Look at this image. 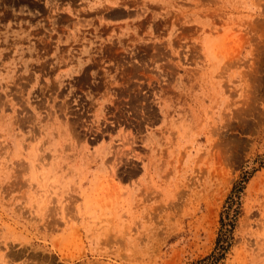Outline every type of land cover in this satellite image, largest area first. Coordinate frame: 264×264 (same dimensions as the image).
<instances>
[{"label": "rangeland", "instance_id": "1", "mask_svg": "<svg viewBox=\"0 0 264 264\" xmlns=\"http://www.w3.org/2000/svg\"><path fill=\"white\" fill-rule=\"evenodd\" d=\"M264 264V0H0V264Z\"/></svg>", "mask_w": 264, "mask_h": 264}, {"label": "trees", "instance_id": "2", "mask_svg": "<svg viewBox=\"0 0 264 264\" xmlns=\"http://www.w3.org/2000/svg\"><path fill=\"white\" fill-rule=\"evenodd\" d=\"M220 237L218 236L217 239H216V246H218V252H213L211 255H210V261H209V264H216L217 261L222 257L223 253L221 252V250H223L225 247L224 246H220L219 247V244H220V241H219Z\"/></svg>", "mask_w": 264, "mask_h": 264}]
</instances>
